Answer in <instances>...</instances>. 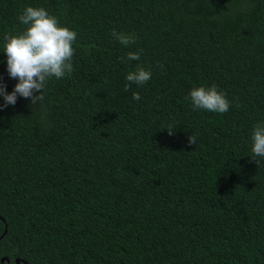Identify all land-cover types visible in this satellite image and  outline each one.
<instances>
[{"label":"trees","instance_id":"trees-1","mask_svg":"<svg viewBox=\"0 0 264 264\" xmlns=\"http://www.w3.org/2000/svg\"><path fill=\"white\" fill-rule=\"evenodd\" d=\"M25 6L77 39L71 75L51 78L43 101L0 107L3 264H264V157H251L264 122V0H0L8 92L18 81L3 36L23 30ZM137 64L151 79L125 91ZM211 85L226 113L186 99Z\"/></svg>","mask_w":264,"mask_h":264},{"label":"clouds","instance_id":"clouds-1","mask_svg":"<svg viewBox=\"0 0 264 264\" xmlns=\"http://www.w3.org/2000/svg\"><path fill=\"white\" fill-rule=\"evenodd\" d=\"M24 26L22 31L5 33L3 36V51L7 57V72L10 78L16 79L13 90L8 92L6 85L0 78V96L3 97L5 107L15 105L18 95L30 99L35 105L43 101L46 83L53 77L62 79L71 75L73 71V47L77 33L66 25L60 23L57 16L50 14L43 6H25L18 17ZM113 37L123 46L129 47L136 41L134 34L112 31ZM139 51H128L127 61H139ZM125 91L132 83L142 86L151 79V69L137 64L135 69L126 74ZM34 91L39 95H34ZM134 100H139L138 92L132 94ZM186 99H190L193 110L201 109L215 113H226L230 102L225 93L218 90L215 85L193 87ZM169 134L173 133L166 127ZM163 129V128H162ZM190 144H195V137L189 136ZM251 153L257 164L256 157H264V122H258L251 132Z\"/></svg>","mask_w":264,"mask_h":264},{"label":"water","instance_id":"water-1","mask_svg":"<svg viewBox=\"0 0 264 264\" xmlns=\"http://www.w3.org/2000/svg\"><path fill=\"white\" fill-rule=\"evenodd\" d=\"M6 230H4V232H5ZM4 257L3 258H1V260H0V264H3V262H4ZM6 260H7V262L9 263V260L6 258ZM16 262L17 263H19V261L18 260H16Z\"/></svg>","mask_w":264,"mask_h":264}]
</instances>
